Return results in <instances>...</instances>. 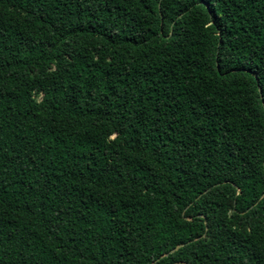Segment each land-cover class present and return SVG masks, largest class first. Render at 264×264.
I'll list each match as a JSON object with an SVG mask.
<instances>
[{
    "label": "trees",
    "instance_id": "obj_1",
    "mask_svg": "<svg viewBox=\"0 0 264 264\" xmlns=\"http://www.w3.org/2000/svg\"><path fill=\"white\" fill-rule=\"evenodd\" d=\"M0 264H264V0H0Z\"/></svg>",
    "mask_w": 264,
    "mask_h": 264
},
{
    "label": "water",
    "instance_id": "obj_2",
    "mask_svg": "<svg viewBox=\"0 0 264 264\" xmlns=\"http://www.w3.org/2000/svg\"><path fill=\"white\" fill-rule=\"evenodd\" d=\"M182 246H177L175 249H173L172 251H170V254L174 253L175 251H177L179 248H181ZM168 254H166L165 256H167Z\"/></svg>",
    "mask_w": 264,
    "mask_h": 264
}]
</instances>
